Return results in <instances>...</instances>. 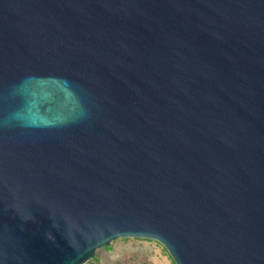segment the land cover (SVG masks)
I'll return each mask as SVG.
<instances>
[{"label":"water","instance_id":"1","mask_svg":"<svg viewBox=\"0 0 264 264\" xmlns=\"http://www.w3.org/2000/svg\"><path fill=\"white\" fill-rule=\"evenodd\" d=\"M120 238L264 264V0H0V264Z\"/></svg>","mask_w":264,"mask_h":264},{"label":"rangeland","instance_id":"2","mask_svg":"<svg viewBox=\"0 0 264 264\" xmlns=\"http://www.w3.org/2000/svg\"><path fill=\"white\" fill-rule=\"evenodd\" d=\"M97 249L85 264H175L168 250L158 241L143 238H120Z\"/></svg>","mask_w":264,"mask_h":264},{"label":"trees","instance_id":"3","mask_svg":"<svg viewBox=\"0 0 264 264\" xmlns=\"http://www.w3.org/2000/svg\"><path fill=\"white\" fill-rule=\"evenodd\" d=\"M108 248H111V246H108Z\"/></svg>","mask_w":264,"mask_h":264}]
</instances>
